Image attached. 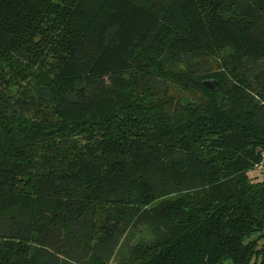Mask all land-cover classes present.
I'll list each match as a JSON object with an SVG mask.
<instances>
[{
	"label": "trees",
	"instance_id": "1",
	"mask_svg": "<svg viewBox=\"0 0 264 264\" xmlns=\"http://www.w3.org/2000/svg\"><path fill=\"white\" fill-rule=\"evenodd\" d=\"M263 148L264 0H0V264H264Z\"/></svg>",
	"mask_w": 264,
	"mask_h": 264
},
{
	"label": "water",
	"instance_id": "2",
	"mask_svg": "<svg viewBox=\"0 0 264 264\" xmlns=\"http://www.w3.org/2000/svg\"><path fill=\"white\" fill-rule=\"evenodd\" d=\"M203 84L210 90L215 91L219 88L220 81L217 78H207Z\"/></svg>",
	"mask_w": 264,
	"mask_h": 264
},
{
	"label": "built area",
	"instance_id": "3",
	"mask_svg": "<svg viewBox=\"0 0 264 264\" xmlns=\"http://www.w3.org/2000/svg\"><path fill=\"white\" fill-rule=\"evenodd\" d=\"M254 168L260 172H264V148L262 149L261 159L255 163Z\"/></svg>",
	"mask_w": 264,
	"mask_h": 264
},
{
	"label": "rangeland",
	"instance_id": "4",
	"mask_svg": "<svg viewBox=\"0 0 264 264\" xmlns=\"http://www.w3.org/2000/svg\"><path fill=\"white\" fill-rule=\"evenodd\" d=\"M253 176H258L259 179H262L263 174L260 171L257 170H252V172H250ZM91 264H96L95 262H92Z\"/></svg>",
	"mask_w": 264,
	"mask_h": 264
},
{
	"label": "crops",
	"instance_id": "5",
	"mask_svg": "<svg viewBox=\"0 0 264 264\" xmlns=\"http://www.w3.org/2000/svg\"><path fill=\"white\" fill-rule=\"evenodd\" d=\"M262 174H263V176H264V172H263ZM262 179H264V177H262Z\"/></svg>",
	"mask_w": 264,
	"mask_h": 264
}]
</instances>
